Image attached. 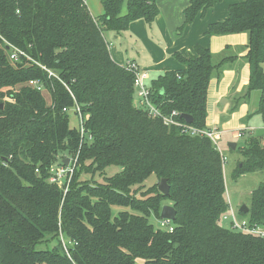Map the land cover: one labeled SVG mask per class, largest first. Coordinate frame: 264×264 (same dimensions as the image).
I'll use <instances>...</instances> for the list:
<instances>
[{
    "label": "trees",
    "instance_id": "obj_1",
    "mask_svg": "<svg viewBox=\"0 0 264 264\" xmlns=\"http://www.w3.org/2000/svg\"><path fill=\"white\" fill-rule=\"evenodd\" d=\"M101 1L95 16L81 0H0V264H264V238L221 225L230 208L221 152L210 138L140 108L135 75L111 55L105 32L119 34L138 19L151 24L157 0ZM215 1L190 0L185 24ZM241 32L249 36L247 91L260 92L256 113L264 119V0L231 4L229 17L206 31ZM13 47L25 53L18 60ZM194 49L174 53L185 69H166L148 85L162 112L177 110L181 124V114H191L189 125L204 129L209 82L226 59ZM76 104L93 135L82 146L64 111ZM245 135L237 175L264 170V133ZM78 151L65 193L49 180L50 167ZM112 166L120 170L108 175ZM82 173L102 182L82 181ZM151 175L168 179V196L159 183L147 189ZM165 204L177 211L173 231L150 221ZM116 205L133 212L113 216ZM247 207L251 223L264 225V182Z\"/></svg>",
    "mask_w": 264,
    "mask_h": 264
},
{
    "label": "crops",
    "instance_id": "obj_2",
    "mask_svg": "<svg viewBox=\"0 0 264 264\" xmlns=\"http://www.w3.org/2000/svg\"><path fill=\"white\" fill-rule=\"evenodd\" d=\"M245 0H216L205 15L200 14L191 23L185 24V9L190 0H157L159 14L149 24L144 19L133 21L129 28L119 34L106 31L105 38L110 43L113 59L120 65L134 61L146 74L149 83L166 69H185L187 66L174 56L181 52L189 57L195 54V45L209 48L216 63L226 59L220 71L211 78L207 92V126L223 131L222 136L230 135L238 138L239 133H256V127L249 120L257 119L256 113L259 97L248 94L250 80V63L247 60L249 52V36L246 32L208 35L209 25L221 22L229 17V6ZM91 13H94L88 6ZM109 34L117 43L109 39ZM122 35V36H121ZM125 38V45L118 43ZM113 43V44H112ZM154 74V75H153ZM231 109L232 111H229ZM251 118H250V117ZM248 117L247 120H244ZM240 136V137H241ZM223 138V137H222ZM235 139H230L229 143ZM236 148L238 147V142Z\"/></svg>",
    "mask_w": 264,
    "mask_h": 264
},
{
    "label": "built area",
    "instance_id": "obj_3",
    "mask_svg": "<svg viewBox=\"0 0 264 264\" xmlns=\"http://www.w3.org/2000/svg\"><path fill=\"white\" fill-rule=\"evenodd\" d=\"M81 1L85 5H88L89 0H81ZM12 49L13 50L11 51V58L13 60H18L20 55L25 54L22 50H20L17 47H13ZM123 66L125 67L126 70L132 72L135 75V87L137 92L136 104L140 108L145 110L151 117L162 118L164 124L167 126L180 125L182 126L184 133H188L192 135H202L210 138L213 144L221 152V154L223 153L222 147L220 145L221 137L223 134V131L221 129L215 127L199 129L197 127L190 126L189 125L190 123L188 122H185V124H181L176 118L179 115V112L177 110L172 111L170 114H166L162 112V110L151 100L150 97L151 90L148 85L149 83L147 82L148 80L147 76L139 68L138 64L134 61H128ZM42 67L48 70L50 75H53V72L47 69L46 66H42ZM29 83L39 90H44L43 89L44 87L39 80H31ZM64 111L72 112L78 120V128L81 134V146L83 142L92 141L93 135L85 125L86 117L83 114L81 106L79 104H76L74 107H72V109L65 107ZM241 135L242 133H239V136ZM79 153L80 152L78 151V153L75 156L72 155L64 158L62 157L60 158V160H58L50 167L49 180L53 183H56L59 187L63 188L65 193L67 192L73 174L76 168L78 167ZM222 155H223V162H225L226 156H224V154ZM67 159H68V163L65 164L64 161ZM224 220L230 221L229 222L230 228L236 231H240L243 233L264 238V225L258 223H251L249 218H244L239 221L231 205L229 211L223 215V221ZM161 226L169 231H173L174 229L172 220L170 219H161Z\"/></svg>",
    "mask_w": 264,
    "mask_h": 264
},
{
    "label": "rangeland",
    "instance_id": "obj_4",
    "mask_svg": "<svg viewBox=\"0 0 264 264\" xmlns=\"http://www.w3.org/2000/svg\"><path fill=\"white\" fill-rule=\"evenodd\" d=\"M88 6L96 14L97 13L100 14L101 11L102 13L104 12V8L101 0H89ZM109 39L111 42L117 43L113 38H111L110 34H109ZM118 43L124 46L126 44L125 38L119 40ZM253 93H254L253 95H257L260 99V92L258 90L253 91ZM229 111L232 110L229 109ZM70 117H71V125L78 126V120L75 118L73 113L70 114ZM247 119L248 117L244 120ZM248 123H252L253 124L252 126L256 127L255 129L256 133H262V131L264 132V119L262 118V116H258V118L255 120L253 119V122L249 120ZM222 137H221L220 145L222 147V152H223L222 154L226 156V160L224 162V175H225L226 187H227V200L230 203L231 207L233 208L237 219L240 221L244 218H248V216L241 211V207L242 205H250L251 194L253 190H255L260 185L261 182H264V170L244 172L238 175L235 174L237 165L242 160V155L238 149H231L229 146H227V142L231 137V139H235L234 142H238V146H241L244 143L246 135L241 137L239 136L238 138H232V136L230 135H224ZM106 170L108 175H112L117 171H119L120 168L112 166L107 168ZM81 179L82 181L84 180L92 181L91 179H93L96 180L97 182H102L99 174H95L94 177L92 178L91 174L82 173ZM159 182L160 180L155 175H151L149 178L146 179L144 185H146L148 189V186L150 188L154 184H157ZM166 202L170 203V201H166ZM121 210H129L133 212V210L130 207L116 205L112 207L113 216L117 215ZM150 221L151 223L154 224L156 228L163 229V227L161 226L160 218L156 217L155 215H152L150 217ZM229 222L230 221L228 220L221 221V225H223L226 228H229L230 227ZM41 247L44 246H40V245L38 246V248ZM139 264H144V262L139 261Z\"/></svg>",
    "mask_w": 264,
    "mask_h": 264
},
{
    "label": "water",
    "instance_id": "obj_5",
    "mask_svg": "<svg viewBox=\"0 0 264 264\" xmlns=\"http://www.w3.org/2000/svg\"><path fill=\"white\" fill-rule=\"evenodd\" d=\"M1 107H2V105H1ZM181 117L184 118L189 123H192L194 120L193 116L191 114H188V113L181 114ZM229 145L232 147V149H236L237 143L232 142V143H229ZM64 162H65V164H67L68 159L65 160ZM158 188L162 194L168 196L170 194V191H169L170 185L168 183V179L167 178H161L159 185H158ZM248 210L249 209H248L247 205H242L241 211L247 213ZM176 212H177L176 208L173 205L165 204L162 207L160 217H161V219H170V220L174 221L176 218Z\"/></svg>",
    "mask_w": 264,
    "mask_h": 264
}]
</instances>
